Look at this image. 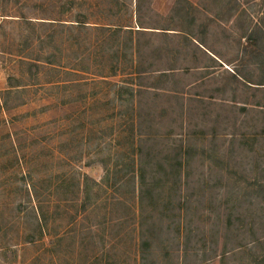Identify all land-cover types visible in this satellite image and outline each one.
Returning <instances> with one entry per match:
<instances>
[{"label": "rangeland", "instance_id": "1", "mask_svg": "<svg viewBox=\"0 0 264 264\" xmlns=\"http://www.w3.org/2000/svg\"><path fill=\"white\" fill-rule=\"evenodd\" d=\"M236 1L0 0V264H140L143 250L153 253L144 264H264V196L240 189L264 175V136L256 138L264 117L252 107L264 92L229 80L233 71L260 76L242 37L245 27L264 33V0ZM205 23V48L180 38L199 39ZM138 29L142 85L173 69L174 82L158 90L183 89L191 100L185 114L173 97L145 95L140 130L135 110L115 96L131 73L126 30ZM243 105L246 116L236 113ZM195 110L218 115V131L236 118L246 143L229 150L230 139L219 140L222 164L202 166L198 155L192 183L176 184L173 151L203 130ZM204 175L211 190L197 191L199 210L217 209L187 218L163 211L161 200L179 188L183 205Z\"/></svg>", "mask_w": 264, "mask_h": 264}, {"label": "trees", "instance_id": "2", "mask_svg": "<svg viewBox=\"0 0 264 264\" xmlns=\"http://www.w3.org/2000/svg\"><path fill=\"white\" fill-rule=\"evenodd\" d=\"M228 2V1H227ZM239 0H237L236 2H234L235 6H239L240 3H238ZM226 3V2H225ZM182 9L184 11V13L187 15L189 12L190 8H187L186 6H182ZM220 14V13H218ZM77 20L75 21L76 24L82 25L85 22L83 21L84 16L83 15H77ZM170 27V26H169ZM200 27L202 28V31L200 33V35H196L199 39L193 37L191 34V32H189L186 35H180V38L183 39L184 41L188 40V44H192L193 47L196 48H205L204 47V39L207 37L208 33H209V25L208 23L202 24L200 25ZM168 28V27H165ZM119 30V29H118ZM162 31H169V29H159ZM128 32H130L129 37H130V62H131V73H129L128 75V80L126 83L115 86V96L117 98V100H121L125 103H129L131 105V108H133L135 110V119L134 122L136 123V126H138L140 124V122L142 121L143 117L141 116V112H142V99L145 95H151V100L155 99L157 97H162L161 94H163L164 97H166L167 99H170V97H173V99L176 101H179V103L181 104L179 109L180 111L182 110V112H186L190 109L189 106L191 105L190 102L191 100H189V93H185L182 90H166V91H159L158 89H160L161 85L167 84V83H173V74H174V70L173 69H168L165 72H158L157 75H155V77H153L151 80H153L154 82L149 85V86H145L142 85V82L146 80L145 77V69H142V66L139 65V55H141L142 49L139 46L138 42H137V37L139 35H142L144 33V31L142 30H126ZM243 33L244 36L242 38H244L248 43H249V47L251 48V51L249 53H247L249 55V59L250 62L249 64L252 65L253 68H255V71L259 72V77H257V79L255 81H251L250 79H252V77L250 79H246L244 77H241L240 73H238V71H233L232 73L229 74V80H230V85L231 83H237L239 82V79L242 78L246 83L254 85V90L255 92H264V33L261 29L258 28H251V27H245L243 29ZM165 34V33H164ZM179 35V34H178ZM194 35V34H193ZM131 37H134L131 40ZM198 48V49H199ZM178 54V53H177ZM152 74V73H151ZM158 87H155V84H158ZM134 87L136 89H134ZM218 90H220L222 93H226V85L221 86ZM186 94V95H185ZM264 95V94H263ZM155 96V97H154ZM197 96H200L197 94ZM264 99V96H263ZM196 100V99H195ZM184 101H187V103H184ZM220 106V105H219ZM235 106V105H234ZM221 107V106H220ZM219 107V108H220ZM255 110H258L257 113H259V115H262L264 117V104H260V103H255L252 106ZM170 110L168 109V107H163V109H161V111L159 112V117L161 118H166L169 115ZM181 112V113H182ZM235 113V110H234ZM236 113H238L239 115H244L246 116V114H248V109L246 107V105L243 106H238L236 109ZM194 116H198L201 117V125L203 130L200 132L199 137L196 138L195 133H193L194 138L188 133L185 134V146L182 147V145L180 144V147L175 149L173 151L174 153V158L175 160L177 159L178 163L175 162L176 166H172L169 165L171 167V169L173 167L174 170H172L171 172H174V176H171L172 179L174 180V182L176 181V184L178 182H180L181 180H185L187 181L186 183H192V172L190 171L191 168V164L193 163V161H195V159L197 158L198 155H200L199 161L198 163H200L202 166L205 164L206 162L212 163V164H222L221 158H219L218 156V152L219 150H221L220 147L221 145H219L217 142L221 139H230L228 141V148L229 150L231 148H233V144H235L238 141V144H240V142H242V140H237L238 138V134L237 132L234 130L235 129V124H236V118L233 119V121L231 123H227V125H225V129L223 128L222 130L218 131L217 126L219 124H224L225 122L221 121L219 119V116L217 115L215 118L216 119H210V113L208 114H203L200 115L197 113V111L195 110V112H193ZM236 117V116H235ZM209 120V121H208ZM212 121V122H210ZM134 123V124H135ZM181 127V126H180ZM141 128V124L136 128L137 130H140ZM228 130H230V133H225L228 132ZM247 134H245L244 136H246ZM241 136V135H240ZM249 135H247L248 137ZM261 136H264V131L260 132L259 135L256 136V138H261ZM140 137V135H139ZM181 137V136H180ZM182 138V137H181ZM184 140H181V142L183 143ZM255 141H259V140H255ZM141 142V141H140ZM209 142V146H210V150H213L215 152L209 154L208 149H205L204 144ZM242 143H246V141L242 142ZM200 148V149H198ZM262 148V147H261ZM199 152V153H197ZM140 158V155H139ZM229 161V160H227ZM177 163V164H176ZM261 172V174H264V170L259 171ZM183 174V176H182ZM205 175L200 179H197L196 181H194L193 183L196 184H200L201 187L199 186L198 189H195V192L190 193L189 195L187 194L186 197H184V202L183 205L180 204L181 200H180V191L179 188L176 189V191H172L173 193V198H167L168 202L161 200L160 201V206L162 208H165L166 212H170L172 210H174V215L177 214V217H194L195 215H197L200 212L201 217H206L205 214L206 213H210L209 210L211 208V206H214L213 209H217L218 207L215 206L212 202H210L211 206L208 207L207 209H201V211L199 210V206L201 205V202L203 200V197H196V193H198L197 191L199 190V193L201 194V196L204 194V189L205 188H209L208 190H211V187H209L208 182L205 181L204 179ZM139 180H140V188L139 189V195L141 194V190L142 185L144 184V173L141 171L139 173ZM209 181V180H207ZM218 182H220V179H217ZM249 186H246V188L240 187V189L243 190L244 193L246 189L249 190V192H251L248 195H253V198L259 197L257 200H262V196H264V175H260L258 178H254L252 179V182L248 183ZM177 187V186H176ZM157 193H155V199H156V195ZM247 194V193H246ZM261 194V195H260ZM251 197V196H250ZM172 199L175 201V205H174V201H172ZM263 201V200H262ZM174 205V208H173ZM182 206V207H181ZM180 208H182L183 210V215L180 213ZM182 212V211H181ZM162 223V221L159 224L155 223V241L157 240V232L160 228V224ZM154 228V227H153ZM191 233V232H190ZM189 233V238H190V234ZM261 240V241H260ZM189 241V240H188ZM256 243L257 246H262L259 243H262V239L253 241L252 244ZM240 245V244H239ZM226 244L224 245V253H222L221 258H224V256H226ZM242 247H247L246 245L243 246V244H241L239 246V248ZM197 251H199V249H196ZM235 250V249H233ZM143 253L140 254V264H144L145 261H147V257L148 256H152L153 253L147 252L146 250L142 251ZM166 254V255H164ZM164 258L167 257L168 255L167 253H165V250L163 252L162 255ZM264 261V259H262ZM264 263V262H263Z\"/></svg>", "mask_w": 264, "mask_h": 264}]
</instances>
